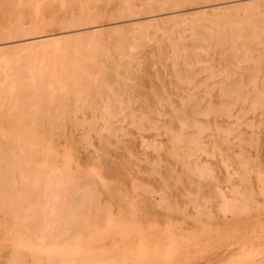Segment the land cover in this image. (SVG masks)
<instances>
[{"label": "bare ground", "instance_id": "1", "mask_svg": "<svg viewBox=\"0 0 264 264\" xmlns=\"http://www.w3.org/2000/svg\"><path fill=\"white\" fill-rule=\"evenodd\" d=\"M55 6L57 32L0 33V264H116L97 245L131 230L113 195L144 191L157 206L166 186L185 211L211 213L214 193L228 213L263 206L264 0ZM119 162L146 177L130 193L102 177ZM244 248L257 264L262 243Z\"/></svg>", "mask_w": 264, "mask_h": 264}, {"label": "rangeland", "instance_id": "2", "mask_svg": "<svg viewBox=\"0 0 264 264\" xmlns=\"http://www.w3.org/2000/svg\"><path fill=\"white\" fill-rule=\"evenodd\" d=\"M29 1L30 2L28 3V0H24V2L23 0H18L17 3H20V4L17 8V11H15V9L6 8L5 6L3 7L1 3L3 2V0H0V33H3L5 31H6L5 33H7L9 31V33L21 34L22 32H19V31L15 32V31L7 30L8 27L17 26V25L18 26L21 25L25 27L30 26V27H35L37 29L40 28V30H44L45 33H49V34L54 33V31L57 32L58 28L57 26L54 25V18L56 16L55 0H33V1L29 0ZM35 32H38V31H30L29 33H35ZM25 33H28V32H25ZM111 166L115 168L114 172L112 173L104 172V174H102V177L107 179V183L109 186H112V187L122 186L124 187V189L126 188L127 191L129 190L128 193L132 192L131 187L133 184L132 182L133 178L134 177L141 178L145 176L143 174L137 175V170L133 172L132 176L129 175L125 171V167H127L126 164L121 163V162L112 164ZM144 178L146 177H143L142 179ZM150 180H153V179H149L147 181H150ZM225 180L226 178L224 179V181ZM159 184H162V182H160ZM226 185H227V182L225 181L224 183H222L221 187L224 188L227 194L229 192V189L226 187ZM143 192L138 191L136 194L131 196L132 198L126 197V196H121V197H115L114 195L111 196V200L114 203V205L116 203L114 209H116V211L120 210L121 215H123V217H125L128 221L131 222L130 224H132L131 225L132 227L130 225H127L125 227L131 230L127 231L125 229L126 232L121 234V231H119L121 227L120 228L118 227L119 230H117L114 233L108 234L103 239H101L103 241H99L100 243H97L98 246L103 248L104 253L110 256L114 255V257H116L117 259L115 260L117 261L116 264H133V263L134 264H159V261H156V259L158 260L160 258L158 257L160 256V254H161L160 264H169V262H171L170 264H183V260L185 261L184 257L186 258L185 264H251V262H249L248 260L243 261V259L245 258V255H247V252L245 251L244 247L247 246V244L251 242V240L252 242H255L257 244L262 243V248L256 249L255 250L256 254L254 253L255 255H253L252 258L258 261L257 264H264V255H263L264 254V246H263L264 245V203L262 204L263 206H261L259 209L255 210L254 212H248L249 209L246 210L242 208L243 212H241V209H240L239 212L238 210L236 211L237 213L236 212L228 213L227 211H225L224 205H222L223 204L222 202L224 200L220 198V196L218 195L219 193L218 194L214 193L215 204H214L213 209L211 210V213H208L207 210H201L200 212L196 211V208L194 206L193 207L189 206L188 210L185 211V209L182 207H184V202L186 203V198L181 197L180 195L177 197H173L171 194L169 195V191H168V188H166V186L163 189V195H162L164 201H162V203L157 206H156V198H158L159 195H153L152 197L151 193H146V192L143 193ZM261 198H262V201H264V197H261ZM135 199H137V201L134 202L137 209H135L134 211L133 206H131L134 204H132L131 202H133V200ZM105 200H106L105 198L101 200V205L105 204ZM163 202L166 203L167 205L165 204L166 205L165 206ZM174 203L176 205H179L180 207L169 209L168 211L169 206L173 205ZM220 203L222 204L220 205ZM119 204L120 206H118ZM221 206H223L224 211L221 210L222 208ZM166 212L168 213V215H166L167 214ZM224 212L226 213V215L227 214L228 215L226 216ZM221 213H224V214H221ZM134 223H135V227H134ZM118 225L120 226L121 224L118 223ZM139 225H140V228L142 229V230L140 229L141 232H139L140 230H138ZM153 225H156L155 228L153 227ZM166 226L168 227V230H171V231H168ZM132 228L134 229V231L137 230L139 232V235L137 231L136 233L134 232L135 234H132ZM149 228L153 230H150ZM206 228H207V231H206ZM260 229H262L261 232H260ZM144 230L147 231V233ZM170 232H173V233H171L170 235ZM228 233H229V238L227 237ZM252 233L253 234L255 233L256 235L252 236ZM248 234H251L250 237L252 236V238L248 239L249 238ZM245 238L247 239L245 240ZM122 242L124 243L123 245H122ZM134 243L137 245H135ZM114 246L117 248H115ZM130 246H132L133 248ZM140 246L144 247L143 250L147 248L146 251L149 254L144 253V255L147 256V257L144 256L146 259L142 257L143 254L141 255V253L143 252H140L141 250ZM172 247L175 248L176 250L173 249ZM120 248H125L126 252L122 251L123 249L120 250ZM135 248L138 249L139 252H137ZM117 249L119 251H117ZM128 249L130 252L133 249L132 250L134 252L133 256H131L132 253L127 252ZM152 249H154L152 252L154 253V255L155 253L156 255L158 254L157 257L156 255L154 257V255H152V253L150 252L152 251ZM156 249H161V250H159L160 252L158 253L157 252L158 250ZM135 250L139 254L138 257L136 255L137 253L135 252ZM166 250H167L166 254L168 256L172 254L170 255V257L172 256V259L170 257L166 258V255H165ZM125 253L128 257H131L133 261L127 262L126 260H124L122 257L125 255ZM137 258H139V260ZM165 259H169L170 261L169 260L165 261ZM125 261L126 263H124ZM120 262H123V263H120Z\"/></svg>", "mask_w": 264, "mask_h": 264}]
</instances>
